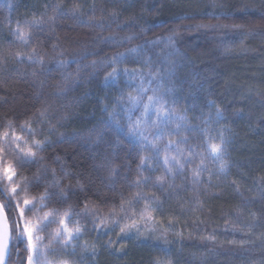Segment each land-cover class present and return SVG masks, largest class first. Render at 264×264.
I'll list each match as a JSON object with an SVG mask.
<instances>
[{
    "label": "snow or ice",
    "instance_id": "obj_1",
    "mask_svg": "<svg viewBox=\"0 0 264 264\" xmlns=\"http://www.w3.org/2000/svg\"><path fill=\"white\" fill-rule=\"evenodd\" d=\"M86 2L77 0L68 9L80 23L95 24L101 30L106 25L111 29V25L116 24L117 34L93 39L92 44L101 45L99 49L85 47L67 59L63 58V52L51 58L42 54L40 49L44 41L37 44L33 41L38 39L43 24H54L57 18L65 15L63 3H56L51 5L52 15L47 20L26 19L10 28L15 41L25 48L31 46L30 51H13V41L8 42L6 53L0 51V66L9 58L19 64L27 62L39 68V71L34 68L32 75L44 77L42 85L49 78L56 80V90L48 99H42V92H36L34 99L39 106L33 105L35 111L30 115L5 117L4 124L0 125V264H10L13 250L17 264H95L101 248L112 254L125 253L122 238L154 241L160 245L163 257H170V245L174 241H169L166 233L173 230L174 224L169 220L165 225L157 221L154 214H162L165 203L173 197L179 198L189 189V184L204 183L206 172L211 177L209 162L219 163V173H226L228 167L224 157L230 141L223 129L217 135L210 127L211 122L223 118V112L217 108L215 117L209 114L195 125L188 117V113L200 105L191 91L185 94L183 82L178 79L180 59L186 55L178 47L179 26L167 28L166 34L154 33L149 37L153 29L145 18V13L149 12L146 4L141 5L138 13L133 11L126 21H121V15L132 9L136 0H105L98 21L95 17L97 5L93 3L90 6L93 14L84 21ZM207 7L208 18L225 17L223 11H218L224 5L217 0H211ZM186 18L187 14L181 17ZM195 27L216 30L229 26L197 24ZM243 35L239 31L225 32L217 39L220 45H225L226 41L235 43L233 36ZM55 48L53 45V51ZM104 48L117 50L101 56ZM120 48L124 50L119 51ZM225 50L230 49L226 47ZM90 56L99 58L88 61ZM73 64L76 69L69 71ZM89 68L110 70L102 79L98 71H93L87 80H82V71ZM97 80L103 88V93L96 96L100 119L86 130L74 131L73 136L88 143L94 161L97 158L102 161L91 166L107 172L106 178L98 177L101 185L116 192L117 183L123 181L129 194L125 196L121 190L119 204L112 201L109 205L107 197L100 195L93 199L90 193L92 177L67 167L63 156L55 152L57 144L68 137L66 132L59 130L72 118V110L93 93L91 87H86L81 94H76V89ZM189 98L193 100L190 105ZM181 99L185 102L184 108L178 107ZM0 102L6 103V99L0 97ZM214 104L215 101H207L209 109ZM100 145L107 146L104 153L97 151ZM125 145L128 147L126 157L139 158L134 175L129 166L121 176L113 165ZM48 161L54 166L50 167ZM181 177L183 181L177 184ZM34 191L38 194H33ZM261 195L264 197V188ZM102 205L106 211L101 210ZM254 226L249 225L250 228ZM117 227L116 239L109 236L101 243L102 238ZM231 230L237 231L235 227ZM91 232L96 234L94 240H84ZM175 235L182 236V233ZM259 238L264 242V233ZM205 239L215 240L216 234L210 233ZM116 244L121 246L115 247ZM149 264H173V261L158 255Z\"/></svg>",
    "mask_w": 264,
    "mask_h": 264
},
{
    "label": "trees",
    "instance_id": "obj_2",
    "mask_svg": "<svg viewBox=\"0 0 264 264\" xmlns=\"http://www.w3.org/2000/svg\"><path fill=\"white\" fill-rule=\"evenodd\" d=\"M76 2L77 0H0V51H8L9 41H13V51H30L31 46L25 48L19 41H15L10 35V28H15L17 21L23 22L26 19L47 20L52 15L51 5L56 3H63L65 15L57 18L54 24H43V30L37 34L38 39L33 41V44L44 41L40 50L49 58L63 52V58L67 59L80 53L85 47L90 50L99 49V43L92 44L95 37L117 34L116 24H112L111 29L106 25L101 30L95 24L80 23L68 11ZM210 2L211 0H136L134 7L124 12L120 20L126 21L133 11L138 13L141 5L146 4L149 12L145 13V18L153 29L148 33L149 37L154 33L166 34L167 28L179 26L178 47L186 55L180 59L178 79L183 82L185 94L191 91L200 105L194 112L190 111L188 117L195 125L201 123L203 116L213 107L223 112L224 122L233 132L226 149L229 170L225 176H221V180L214 183L206 172L204 183L198 186L189 184V189L182 192L179 198L173 197L165 203L162 214H154L157 221L166 225L172 220L174 224L173 230L166 233L168 240L174 241L170 245V257H163L159 251L160 245L154 241L138 242L133 238H122L121 243L126 246L125 253L112 254L108 249L101 248L95 264H149L158 255L165 260L171 259L173 264H264V242L259 238L264 233V197L261 195V189L264 188V0H217L224 5L218 11H223L225 17L216 19L208 18L207 5ZM9 3L12 4L11 8ZM93 3L97 5L95 17L97 21L100 19V8L105 6V0H87L84 21L92 16L90 6ZM160 4H163L162 8L159 7ZM153 10H158L159 13ZM44 13L46 15H42ZM185 14L188 18L181 19ZM197 24L229 27L197 29ZM234 25L239 27L233 28ZM235 31L244 35L239 38L233 36L235 43L226 41L225 45H220L218 36ZM123 34L125 33H119ZM53 45H56L55 51ZM226 47L230 50L226 51ZM115 50L117 49L104 48L101 56L111 55ZM118 50L123 51L124 48ZM98 58L90 56L88 61ZM76 67L73 64L69 71H74ZM34 68L39 71L36 66L27 62L19 64L11 58L0 66V97L6 99V103L0 102V125L4 124L5 117L22 116L23 113L30 115L35 111L33 105L39 106L34 99L37 91L42 92V99H48L49 94L56 90V80L49 78L42 85L44 77H34ZM108 70L110 69L83 70L82 80H87L93 71H98L102 79ZM55 75L58 80L59 72ZM86 87L93 88V93L72 110V118L59 130L66 132L68 137L57 144L55 152L63 156L67 167L74 171H84L86 177H92L90 193L93 199L100 195L107 197L109 205L112 201L119 204L118 193L123 190L125 196L129 194L123 181L117 183L116 192H110L101 185L98 177L106 178L107 172L102 168L94 170L91 166L94 163L99 165L102 161L99 158L94 161L88 143L79 136H73L74 131L86 130L96 124L101 116L96 96L103 93V88L97 80L93 84H82L76 89V94H81ZM209 100L215 101L211 109L207 107ZM192 102V98H189L188 104ZM178 107H185L183 99ZM106 147L100 145L97 151L104 153ZM127 152L128 147L125 145L113 160V165L119 169L121 176L129 166L134 175L139 162L136 156L126 157ZM48 163L50 167L54 166L50 161ZM208 168L211 170V162L208 163ZM182 181L181 177L176 183L180 184ZM33 194L38 192L34 191ZM101 210L106 211L107 208L102 205ZM250 224L255 226L250 228ZM233 227L237 231H232ZM117 232L118 227L104 236L101 243L108 240L109 236L115 240ZM177 232L182 233V236H176ZM210 233L216 234L215 240L205 239ZM159 234L158 227L157 235ZM95 235V232H91L84 238L92 242ZM10 264H17L15 250Z\"/></svg>",
    "mask_w": 264,
    "mask_h": 264
},
{
    "label": "rangeland",
    "instance_id": "obj_3",
    "mask_svg": "<svg viewBox=\"0 0 264 264\" xmlns=\"http://www.w3.org/2000/svg\"><path fill=\"white\" fill-rule=\"evenodd\" d=\"M216 110H217V108H216V107H213V108L211 109V111H210L207 115L203 116V119L207 118V117L209 116V114H211V116L215 117ZM210 127H211L213 130H215V133H216L217 135L219 134L220 130L223 129V130L225 131V135H226V137L229 139V141H231V138H232V136H233V132H232L231 128H229V127L225 124V122H224V118H222V119H220V120H218V121H215V120H214L213 122L210 123ZM227 145H228V144H227ZM226 155H228L227 151H226ZM226 155H225L224 159H225V160L227 161V163H228V158L226 157ZM218 168H219V163L213 164V163L211 162V171L213 172V175L210 177V180H211L212 183L221 180V176H225V175L227 174V172H228V170H229V163H228V167H227V169H226V173H219V172L217 171ZM83 239L86 240L85 238H83Z\"/></svg>",
    "mask_w": 264,
    "mask_h": 264
}]
</instances>
